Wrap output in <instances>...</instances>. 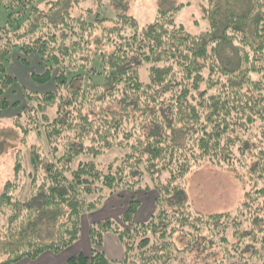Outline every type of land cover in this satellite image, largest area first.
Here are the masks:
<instances>
[{
    "label": "trees",
    "instance_id": "16d2710c",
    "mask_svg": "<svg viewBox=\"0 0 264 264\" xmlns=\"http://www.w3.org/2000/svg\"><path fill=\"white\" fill-rule=\"evenodd\" d=\"M86 1L0 0V115L22 106L10 99L16 63L34 58L33 82L52 86L22 89L17 114L30 124L15 120L27 136L42 132L49 152L31 146L30 168L20 155L4 185L0 264L63 252L83 217L122 191L126 211L92 223L90 252L67 264H196L204 252L214 260L201 264H264V0H206L199 33L177 21L184 4L141 25L124 0ZM114 148L123 154L104 168L98 158ZM205 163L249 174L235 212L190 205L187 178ZM152 189L156 210L136 222L137 192ZM108 233L119 261L103 249Z\"/></svg>",
    "mask_w": 264,
    "mask_h": 264
},
{
    "label": "rangeland",
    "instance_id": "374dc122",
    "mask_svg": "<svg viewBox=\"0 0 264 264\" xmlns=\"http://www.w3.org/2000/svg\"><path fill=\"white\" fill-rule=\"evenodd\" d=\"M238 1V7L247 6L249 2L247 0H236ZM208 5L206 0H124L126 8L120 6L119 10L122 11L124 8L128 14L133 15L137 18L141 25H147L153 21L159 12L160 8L176 7L180 4H184L180 10L176 13L178 22L183 23L191 33H199L206 29L208 21L203 17L202 4ZM88 6L98 9L96 2L93 0L82 2L81 7L86 9ZM114 7V6H112ZM111 8V6H110ZM117 10V11H119ZM115 11V10H114ZM111 14L114 16L116 13ZM4 21L3 18L1 20ZM16 58V57H15ZM31 64L27 68L24 64H15L12 68V73L17 77L18 83L12 96L11 100H21L22 106H28L27 102L22 97V89L34 90L38 92H45L52 88L49 84H38L33 82L31 78V72L34 70L41 71L37 67V61L34 58H30ZM14 88V87H13ZM20 106L17 110L12 109L6 111L0 115V195L2 194L4 185L13 176V169L17 158L22 155L26 167L30 168L29 162V150L33 145H39L49 152V145L45 135L36 131L30 135H26L23 131V127L19 126V123L15 119H19L21 126H29L30 122L25 115L18 118V111L23 109ZM17 117V118H16ZM123 152L114 148L107 154L98 158L100 164L105 168L112 160L116 157L122 156ZM87 159H91V156H85ZM143 187L146 185L153 186L151 178L146 175ZM248 173H243L240 170L231 171L225 168L213 166L205 163L192 173L189 174L186 183V191L190 205L193 209L205 213H226L235 212V210L242 205L245 200V194L248 190L253 187L251 179ZM29 189L26 188L22 198L25 199ZM138 199L143 200L142 206L137 213V221L147 219L155 211V203L149 204L152 200V196L157 198L158 193L155 190H138ZM131 193L127 191L120 192V195H114L108 201L106 206L100 210L86 214L84 220L89 225L93 220L103 218L112 215L113 218L119 219L120 212L123 206L128 205ZM151 198V200H150ZM116 204L110 209V204ZM153 203V200H152ZM150 205H154L152 208ZM154 209V210H152ZM83 222L82 226V237L85 239L86 236V223ZM97 221V220H96ZM82 241V240H81ZM75 247H69L65 252H71ZM218 255L217 257H219ZM194 257H196L194 255ZM214 257L209 256V252H204L198 258L201 264L203 260L213 261ZM6 259V256L0 252V261Z\"/></svg>",
    "mask_w": 264,
    "mask_h": 264
},
{
    "label": "crops",
    "instance_id": "0c3cea01",
    "mask_svg": "<svg viewBox=\"0 0 264 264\" xmlns=\"http://www.w3.org/2000/svg\"><path fill=\"white\" fill-rule=\"evenodd\" d=\"M151 198L153 200V203H152ZM151 198H150L151 201H150V203L148 202V205L149 204H154V201H155L154 196H152ZM140 202H141V206H142L143 200H140ZM106 203L107 202H105V204L103 205L104 207L106 206ZM113 206H116V204H114V202H112V204H110V209ZM150 206L152 208L154 207V205L153 206L150 205ZM126 208H127V205L123 206L122 207L123 210H121V212L119 214L120 215L123 214L126 211ZM152 210H154V209H152ZM138 212H139V210H138ZM137 213H136V215H137ZM153 213H154V211H153ZM136 215H135V218H134L135 221L136 222H141V221H137L136 220L137 219ZM151 215H148L149 217L147 219H145V220H142V221L148 220L151 217ZM84 217H83V220H82V226H83V222L85 221ZM108 217H112V215L109 214L106 217L99 218V219H96V220L99 221V220H102V219L108 218ZM96 220H93L89 225L85 221V223H86V233H87L86 236H85V239L84 240L81 239V237H82V232H81L80 238L72 245V247H75V249L72 250L70 253L69 252H65V251H67L68 248L66 250H64L63 252L59 253V254H55L53 252H45L42 255H40L36 260H30V259L26 258V259H22V260L18 261L17 263H14V264H67L68 259L70 257L76 255V254H79V253L88 254L90 252V250H91V242H90V239H89V227H90V225L92 223L96 222ZM103 249H104L105 253L107 254V256L113 261H119L124 256L123 245L121 244V242H120V240H119V238H118V236L116 234L108 233V234L105 235Z\"/></svg>",
    "mask_w": 264,
    "mask_h": 264
}]
</instances>
